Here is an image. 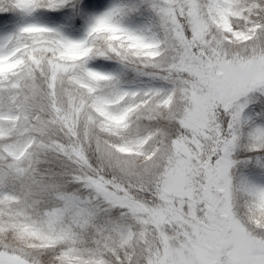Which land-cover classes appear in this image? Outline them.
Wrapping results in <instances>:
<instances>
[{"label":"snow or ice","instance_id":"snow-or-ice-1","mask_svg":"<svg viewBox=\"0 0 264 264\" xmlns=\"http://www.w3.org/2000/svg\"><path fill=\"white\" fill-rule=\"evenodd\" d=\"M0 264H264V0H0Z\"/></svg>","mask_w":264,"mask_h":264}]
</instances>
